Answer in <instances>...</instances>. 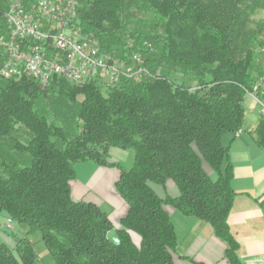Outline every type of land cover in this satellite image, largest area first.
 <instances>
[{"label": "trees", "instance_id": "obj_1", "mask_svg": "<svg viewBox=\"0 0 264 264\" xmlns=\"http://www.w3.org/2000/svg\"><path fill=\"white\" fill-rule=\"evenodd\" d=\"M22 1L32 8L34 0ZM259 10L264 0H79L80 29L117 57L141 52L149 75L47 85L0 76V217L15 225L14 247L0 237V264H44L34 240L51 264H173L167 207L208 223L225 258L240 264L223 138L244 129L245 96L260 93L264 21L251 26ZM173 74H190L194 86ZM253 139L264 154L263 114ZM110 148L133 151L129 168L116 164L114 189L127 204L118 228L96 204L71 196L76 164L107 166ZM167 182L176 196L154 190Z\"/></svg>", "mask_w": 264, "mask_h": 264}, {"label": "crops", "instance_id": "obj_2", "mask_svg": "<svg viewBox=\"0 0 264 264\" xmlns=\"http://www.w3.org/2000/svg\"><path fill=\"white\" fill-rule=\"evenodd\" d=\"M261 114L251 98L245 103L244 129L223 138V144L229 148L233 167L231 186L235 191L227 222L238 242L240 264H264V154L253 139ZM128 151L110 148L107 166L82 162L87 164L82 167L81 177L77 178L76 174L71 182L73 200L96 204L107 213L115 228L120 226V218L127 212V204L114 189L119 177L116 164L124 167L125 161L133 155ZM153 188L160 196L178 194L172 182H167L165 187L154 185ZM167 209L177 238L173 264H230L224 254L225 243L215 236L208 223ZM131 238L139 244L137 234L131 232Z\"/></svg>", "mask_w": 264, "mask_h": 264}, {"label": "built area", "instance_id": "obj_3", "mask_svg": "<svg viewBox=\"0 0 264 264\" xmlns=\"http://www.w3.org/2000/svg\"><path fill=\"white\" fill-rule=\"evenodd\" d=\"M0 54L3 61L0 76L20 78L24 75L47 85L55 77L72 83L92 78L116 84L121 78L139 81L149 71L141 52L117 57L101 48L93 33L82 31L78 25L79 0H34L25 8L22 0H0ZM150 50V44L144 42ZM255 90V101L264 115V74ZM5 229L14 221L6 217Z\"/></svg>", "mask_w": 264, "mask_h": 264}, {"label": "rangeland", "instance_id": "obj_4", "mask_svg": "<svg viewBox=\"0 0 264 264\" xmlns=\"http://www.w3.org/2000/svg\"><path fill=\"white\" fill-rule=\"evenodd\" d=\"M1 8H2V4L0 5V10H1ZM1 11H0V19L2 18L1 17L2 16ZM258 21H264V10H259L255 14H253V16L251 17V26L254 27L255 23L258 22ZM0 67H1V65H0ZM172 78L174 80L178 81V82H180L181 80H184V83L186 85H188V86H194V83L192 81V78H191V75L190 74H187L186 76H184V79H182V77L179 74H173L172 75ZM251 98L255 102L256 106L258 108H260V106L255 101V98L253 96H251V95L250 96L249 95H246L245 96V103L246 102H249L251 100ZM128 152L131 153L133 151L129 149ZM87 161H90V160L81 161V162H79V163L76 164L75 169H76L77 178H80L81 177V175H82V167L86 166V164H87V163L84 164L82 162H87ZM132 161H133V155H130V157L128 158V160L125 161L126 163L124 164V167H127V166L130 167L131 164H132ZM91 162L92 161H90V164H92ZM4 221H5V218L0 217V225L2 226V229L3 230H6L5 229V223H4ZM13 234H15V225L10 230L1 232L0 233V237L3 238V240H5L10 247H14L15 240H14ZM34 242H35L34 243V248H35V251H36L38 257L43 261L44 264H51V257L48 254V252L46 251V249H45L42 241L34 240Z\"/></svg>", "mask_w": 264, "mask_h": 264}, {"label": "water", "instance_id": "obj_5", "mask_svg": "<svg viewBox=\"0 0 264 264\" xmlns=\"http://www.w3.org/2000/svg\"><path fill=\"white\" fill-rule=\"evenodd\" d=\"M109 241L113 244H119V238L116 234H112L109 236Z\"/></svg>", "mask_w": 264, "mask_h": 264}]
</instances>
